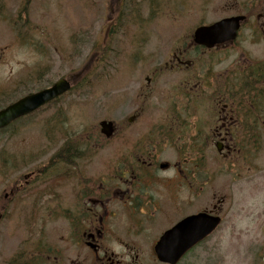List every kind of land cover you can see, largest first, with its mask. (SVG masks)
Listing matches in <instances>:
<instances>
[{"label": "flooded vegetation", "instance_id": "flooded-vegetation-1", "mask_svg": "<svg viewBox=\"0 0 264 264\" xmlns=\"http://www.w3.org/2000/svg\"><path fill=\"white\" fill-rule=\"evenodd\" d=\"M193 2L162 61L137 53L146 70L117 88L111 137L56 130L16 175L6 157L0 264H248L243 239L264 238V0H225L221 17ZM225 19L224 40H195Z\"/></svg>", "mask_w": 264, "mask_h": 264}, {"label": "rangeland", "instance_id": "rangeland-1", "mask_svg": "<svg viewBox=\"0 0 264 264\" xmlns=\"http://www.w3.org/2000/svg\"><path fill=\"white\" fill-rule=\"evenodd\" d=\"M121 1L0 0V109L51 87L61 78L80 84L54 105L0 131V194L6 157L10 160L8 171L16 175L22 157L39 152L42 160L49 158L54 149L49 147L50 125L59 117L66 118L67 123L57 125V130H68V136L96 129L100 121L114 117L118 113L113 104L116 90L128 84V70L136 81L146 70L137 63V53H144L145 48L154 55L156 64L168 55L181 35L191 32L190 23L196 14L186 15L184 1L189 2L185 6H194L193 0H158L157 11L147 9L150 0H135V12L128 5L122 7ZM224 5L225 0H215L213 6L219 13L215 17L224 15ZM117 16L116 32L109 30L105 37V23ZM140 42L147 43L143 50ZM103 43L110 51L98 64L96 47ZM87 76L88 83H82ZM102 94L106 105L100 102ZM131 110L123 106L121 114ZM12 160L19 164L14 169L10 168ZM243 242L249 254L248 264H262L264 238H246Z\"/></svg>", "mask_w": 264, "mask_h": 264}, {"label": "water", "instance_id": "water-1", "mask_svg": "<svg viewBox=\"0 0 264 264\" xmlns=\"http://www.w3.org/2000/svg\"><path fill=\"white\" fill-rule=\"evenodd\" d=\"M232 22V19L222 20L212 26L200 27L195 31L194 37L196 41H205L208 38H213L214 41H222L226 37L224 36L225 32L229 28V24ZM72 87L71 81L68 78H62L55 82L51 87L43 89L41 91L26 95L19 99L18 101L8 105L4 109L0 110V129L7 127L14 120L25 116L29 113L34 112L48 102L54 100L60 95L69 91ZM103 127V133L110 136L112 134V122L103 121L101 123ZM189 218L185 222L192 220ZM182 225V224H181ZM193 242L198 240L200 237H189ZM190 246V245H187ZM264 261V256H263Z\"/></svg>", "mask_w": 264, "mask_h": 264}, {"label": "trees", "instance_id": "trees-1", "mask_svg": "<svg viewBox=\"0 0 264 264\" xmlns=\"http://www.w3.org/2000/svg\"><path fill=\"white\" fill-rule=\"evenodd\" d=\"M128 7H129V9L131 10V12L133 11V12H135L136 10L138 11V8H137V4H136V1L135 0H128ZM107 27L110 29V30H113V28H112V25H108L107 24ZM115 32H116V29H115ZM102 40H105V38H103ZM100 45H98L97 47H96V53L100 56L98 59H96L97 61H96V63H100V62H103L104 60L103 59H101L102 57L104 58V54H106L107 52H109L110 50H109V48H107V46L105 45V43H103V44H101V46L99 47ZM106 58V57H105ZM103 60V61H102ZM93 70H96V68H94V69H92V71ZM90 74H88V76H89ZM88 76L84 79V81L82 82V83H84V84H87L88 83ZM79 85L80 84H78V87H79ZM82 86V85H81ZM80 86V87H81ZM84 86H86V87H88V85H84ZM83 86V87H84ZM58 101V99L57 100H54L53 102H51V103H49L47 106H49V105H54L55 104V102H57ZM58 119H60V118H58ZM59 123H61V122H59V121H57L55 124H51L50 126H51V134H54L55 133V131L59 128L57 125H59ZM62 125V124H61ZM65 132H68V131H65ZM90 132V131H89Z\"/></svg>", "mask_w": 264, "mask_h": 264}]
</instances>
